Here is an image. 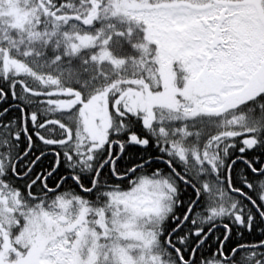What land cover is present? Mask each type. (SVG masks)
I'll list each match as a JSON object with an SVG mask.
<instances>
[{"label":"snow or ice","instance_id":"obj_1","mask_svg":"<svg viewBox=\"0 0 264 264\" xmlns=\"http://www.w3.org/2000/svg\"><path fill=\"white\" fill-rule=\"evenodd\" d=\"M0 264H264V0H0Z\"/></svg>","mask_w":264,"mask_h":264}]
</instances>
